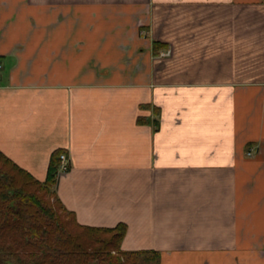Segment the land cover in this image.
<instances>
[{"label":"crops","instance_id":"crops-1","mask_svg":"<svg viewBox=\"0 0 264 264\" xmlns=\"http://www.w3.org/2000/svg\"><path fill=\"white\" fill-rule=\"evenodd\" d=\"M58 148L122 249L264 264V0H0V150L43 181Z\"/></svg>","mask_w":264,"mask_h":264},{"label":"trees","instance_id":"trees-1","mask_svg":"<svg viewBox=\"0 0 264 264\" xmlns=\"http://www.w3.org/2000/svg\"><path fill=\"white\" fill-rule=\"evenodd\" d=\"M63 152L41 181L0 150V264H164L158 250L122 249L126 223L83 225L66 209L52 191Z\"/></svg>","mask_w":264,"mask_h":264},{"label":"built area","instance_id":"built-area-1","mask_svg":"<svg viewBox=\"0 0 264 264\" xmlns=\"http://www.w3.org/2000/svg\"><path fill=\"white\" fill-rule=\"evenodd\" d=\"M172 52V49L169 48L163 52H161L162 56H167L170 55ZM248 154H252V151L250 150L248 152ZM70 164H71V160H70V156L68 155V153L63 152L60 156V171H67L70 168Z\"/></svg>","mask_w":264,"mask_h":264},{"label":"rangeland","instance_id":"rangeland-1","mask_svg":"<svg viewBox=\"0 0 264 264\" xmlns=\"http://www.w3.org/2000/svg\"><path fill=\"white\" fill-rule=\"evenodd\" d=\"M52 191H55V187L52 188Z\"/></svg>","mask_w":264,"mask_h":264}]
</instances>
